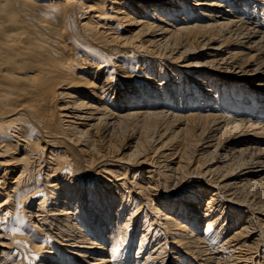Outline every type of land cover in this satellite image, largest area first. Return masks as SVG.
I'll return each mask as SVG.
<instances>
[{
	"label": "bare ground",
	"instance_id": "bare-ground-1",
	"mask_svg": "<svg viewBox=\"0 0 264 264\" xmlns=\"http://www.w3.org/2000/svg\"><path fill=\"white\" fill-rule=\"evenodd\" d=\"M262 181L264 0H0V264H264Z\"/></svg>",
	"mask_w": 264,
	"mask_h": 264
},
{
	"label": "rangeland",
	"instance_id": "rangeland-1",
	"mask_svg": "<svg viewBox=\"0 0 264 264\" xmlns=\"http://www.w3.org/2000/svg\"><path fill=\"white\" fill-rule=\"evenodd\" d=\"M239 156L235 157L234 159V163L235 165H241L246 161V157L247 156ZM238 158V159H237ZM246 158V159H245ZM244 162H243V161ZM242 161V162H241ZM254 184V185H253ZM253 184H249L248 186H246L241 192H240V196L244 197V196H248L250 199L252 198L253 201H257L255 203H258L261 205H263L264 203V181H262V183H253ZM246 192V193H245ZM259 200V201H258ZM262 200V201H261ZM242 264H246V263H242Z\"/></svg>",
	"mask_w": 264,
	"mask_h": 264
}]
</instances>
